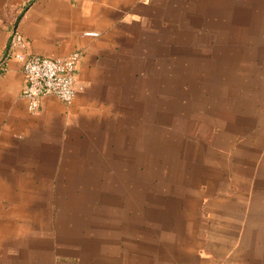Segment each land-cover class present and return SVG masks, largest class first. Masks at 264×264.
I'll use <instances>...</instances> for the list:
<instances>
[{"label": "crops", "instance_id": "1", "mask_svg": "<svg viewBox=\"0 0 264 264\" xmlns=\"http://www.w3.org/2000/svg\"><path fill=\"white\" fill-rule=\"evenodd\" d=\"M27 1L20 16L25 3L0 0V264H95L98 237L115 234L110 216L98 221L104 203L112 204L104 191L127 187L130 149L144 158L146 125L161 127L173 116L162 94L173 92V78L181 75L185 93L194 78H207L217 79L202 87L208 100L223 94L226 69H239L242 54L264 46V0ZM14 30L30 54H79L81 89L71 103L45 96L36 113L28 110L22 64L9 48ZM92 31L99 35L85 36ZM208 115L192 117L201 128L221 126L214 130L216 144L198 130L192 146L199 152L201 146L197 164L215 181L200 185L201 208L181 216L187 222L195 216L186 234L195 232V221L239 229L231 243L220 231L218 241L213 231L198 236L202 245L187 246L190 260L180 264H264L257 232L264 222V184L247 177L244 185L223 181L235 173L257 176L264 141L241 137L235 125L226 130L225 121ZM73 190L98 191L101 198L67 200L64 191Z\"/></svg>", "mask_w": 264, "mask_h": 264}, {"label": "rangeland", "instance_id": "2", "mask_svg": "<svg viewBox=\"0 0 264 264\" xmlns=\"http://www.w3.org/2000/svg\"><path fill=\"white\" fill-rule=\"evenodd\" d=\"M9 1L25 3L20 16L30 7L26 0H2L3 5ZM244 47L249 49V45ZM241 59L239 69H226L224 93L211 96V102L209 95L202 92V87L213 84L217 79L194 78L190 91L185 93L179 85L186 81V76L173 78V92L162 94L163 102L166 100L167 106L173 110L166 112L173 116L163 120L166 123L161 127L146 125L144 158L140 157L141 151L137 148L130 149L129 174H124L127 187L118 186L119 189L104 191L113 199L109 201L112 204L104 203L102 212L97 213L98 221L103 222L106 216H110L115 234L111 239L98 237L95 264H180L190 260L187 246L202 245V238L198 236H204L208 231H213L214 235L210 236H214L215 241L219 240L220 231L226 238L230 236L229 242H232L238 225L211 221L205 226L195 221V232L186 234L187 225L194 221L195 216L187 222L181 213L188 211L187 215H192L194 210H199L202 202L198 198L200 185L210 179L215 181L205 166L197 164L196 156L202 153L201 146L199 152L192 145L198 130L203 132L200 138L208 139L212 135L216 144L217 133L214 130L221 126L204 125L201 128L200 120L192 115L207 112L210 119L225 121L226 130L235 125L241 137L257 136L260 142L264 141V46H252L247 54L241 55ZM129 157L114 158L113 161L125 163ZM231 175L232 181L228 179L229 175H225L227 179L223 181L244 185L247 177L248 182L254 180V183L264 184V165L257 176L243 173ZM118 178L121 181V174ZM188 192L195 195L184 198L182 193ZM84 194L90 195L93 200L101 198L98 191H64V197L71 201L84 197ZM180 199H183L182 202ZM165 211H170L173 217L164 216ZM257 232L261 244L264 242V222L257 223ZM189 262L201 264L194 260Z\"/></svg>", "mask_w": 264, "mask_h": 264}, {"label": "built area", "instance_id": "3", "mask_svg": "<svg viewBox=\"0 0 264 264\" xmlns=\"http://www.w3.org/2000/svg\"><path fill=\"white\" fill-rule=\"evenodd\" d=\"M85 36L97 37V32H86ZM14 59L22 64L24 86L22 95L28 101V110L36 113L45 96H53L64 103H71L81 86L76 71L79 54L73 53L66 58L50 59L27 52L23 36L14 30L9 45Z\"/></svg>", "mask_w": 264, "mask_h": 264}]
</instances>
